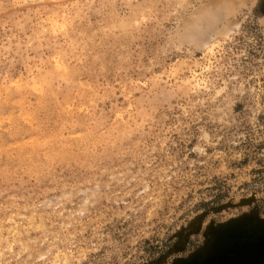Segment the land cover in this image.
<instances>
[{
  "label": "rangeland",
  "instance_id": "1",
  "mask_svg": "<svg viewBox=\"0 0 264 264\" xmlns=\"http://www.w3.org/2000/svg\"><path fill=\"white\" fill-rule=\"evenodd\" d=\"M0 264H264V0H0Z\"/></svg>",
  "mask_w": 264,
  "mask_h": 264
}]
</instances>
